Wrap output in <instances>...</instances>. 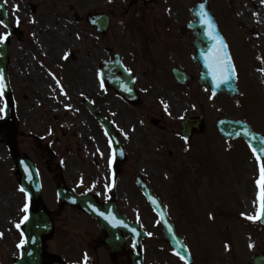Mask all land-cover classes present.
I'll return each instance as SVG.
<instances>
[{
  "label": "rangeland",
  "instance_id": "rangeland-1",
  "mask_svg": "<svg viewBox=\"0 0 264 264\" xmlns=\"http://www.w3.org/2000/svg\"><path fill=\"white\" fill-rule=\"evenodd\" d=\"M3 1L8 20L18 29L20 37L8 35L4 40L10 43L13 98L9 103L14 102L17 135L12 141L9 129L1 126L0 112V264H14L21 248L18 245L23 240L22 223L19 228L16 225L25 216L23 209L27 202L17 187L19 175L14 150L29 157L42 176L46 189L40 204L54 213L60 210L53 239L46 243L48 257L52 258L53 252L65 261H79L87 251L96 257V264H111L101 242L98 244L100 232L94 221L79 211L58 209L60 205L54 201L52 192V187L57 186V176L53 178L46 171L48 155L43 151L49 142L56 153L54 162L62 164V181L67 186L100 198L114 195L121 205L125 201L131 203L132 216L151 233L145 242L150 255L164 243L163 234L133 187L132 182L139 175L168 204L175 221L183 225L178 233L184 236L181 230L186 231L191 248L216 251L225 245L247 248L254 244V233L246 231L252 224L241 221L243 215L245 218L257 215L258 186L250 177L257 175V163L252 161L253 153L244 141H225L217 131L216 122L224 116L246 117L255 128L264 127L261 124L264 123V84L250 70L264 68V58L254 60L251 47L254 38L264 36V16L253 18L251 14L254 8L264 14L262 0L254 3L209 0L222 25L219 28L238 75L237 85L242 95L234 100L224 96L213 98L197 82L189 90L171 83L173 65L187 67L194 73L190 61L194 52L189 39L182 44L186 53L179 52L175 57L173 51H168L162 42L165 35L162 22L170 21L176 36L177 26L192 19L190 7L202 0H152L147 5L140 0ZM30 3L35 6L33 13L27 8ZM101 13L110 17V30L105 35L97 33L87 21L89 15ZM74 14L80 20H75ZM239 22L259 28L249 32L248 28L241 29ZM5 33L8 31L0 24V37ZM107 48L119 53L136 77L142 94L137 108L128 106L99 82V64L109 59ZM259 55L264 57V50L260 49ZM158 59L164 60L167 70H162ZM57 79L60 84L56 83ZM84 100L93 102L101 115L113 118L126 149V161L113 185L109 181L113 159L109 141L101 136L99 126L83 106ZM4 104L0 97V108ZM253 109L258 113L250 111ZM200 116L205 123L203 135L194 134L189 141L185 140L181 121ZM154 119L159 121L157 127L152 123ZM54 135L61 139L62 146ZM34 136L43 140L38 143ZM227 202L229 209L224 207L209 213L211 206L215 209L217 204ZM254 231L259 245L255 251L264 250V233Z\"/></svg>",
  "mask_w": 264,
  "mask_h": 264
},
{
  "label": "water",
  "instance_id": "water-1",
  "mask_svg": "<svg viewBox=\"0 0 264 264\" xmlns=\"http://www.w3.org/2000/svg\"><path fill=\"white\" fill-rule=\"evenodd\" d=\"M201 12H204L200 8ZM207 18L212 21V18L207 14ZM204 20V17H202ZM97 22H101L98 24V28L102 32H106L108 29V23L109 20L107 17H96L95 18V24ZM195 27V26H194ZM197 29L201 31V34L199 35V39L201 40L200 44L195 43L196 48L198 49V52H200V55H198L199 62H201L204 58L203 53H211L213 52V46L214 42L211 39H208L204 35V29L205 24H202L201 26L197 25ZM214 29V28H213ZM216 33L217 30L214 29ZM218 43V42H217ZM7 48L8 46L5 45L0 48V74H2L5 78V83L7 85L6 89H8V79H7V62H8V54H7ZM201 56V57H200ZM116 61L112 63H106L105 68L103 70V73L105 74V79L108 80V84H110L112 87H114L117 91L122 93L125 97L128 98V100H131L135 95L134 90V82L129 77V75L124 71L120 59L118 57H115ZM205 72H203L202 77L200 78V82L203 84L209 85L213 93H228L231 95L236 94V86H235V75L234 77L228 82V83H222L219 87H217V81L218 76L216 79H214L212 71H210L208 65H204ZM176 79L182 83L184 79L183 74L176 73ZM127 95H125V94ZM135 98L133 99V101ZM8 121V119H6ZM190 121L184 123V134L186 136L190 135V130L188 129ZM219 127L221 132L226 135L228 138H235V137H244L246 140L250 142V144L257 149L258 151L263 148L264 142L262 138L253 133L250 127L244 123V122H232V121H222L219 123ZM19 167L20 170L23 172V178H22V185L26 189L27 192H29L31 195H33V198L36 200L40 195V187H39V180L37 177V174L34 170V167L32 163H30L28 160H19ZM71 194H66L63 196L64 199L69 200L72 199ZM73 204H81L85 209L86 207V200H83L84 198H79L77 196H74L73 198ZM72 203V202H71ZM108 225L105 223L103 219H101V227L107 228L109 232V240H107V245L110 247L111 251L114 253L118 249H115V245L113 242L114 237V230L107 227ZM134 229H137L136 226L133 225ZM51 229V223L49 217L42 212H39L38 214H32L31 220L26 224V233L28 235V249L23 251L21 259H19L16 264H44L43 262V244L42 240L44 235H47L50 232ZM175 234V232H170L169 229L166 226L165 235L167 238V241L171 244L173 243L172 236ZM143 236V235H142ZM140 241V240H139ZM137 249H139V246H137ZM134 264H142V257H134Z\"/></svg>",
  "mask_w": 264,
  "mask_h": 264
},
{
  "label": "snow or ice",
  "instance_id": "snow-or-ice-1",
  "mask_svg": "<svg viewBox=\"0 0 264 264\" xmlns=\"http://www.w3.org/2000/svg\"><path fill=\"white\" fill-rule=\"evenodd\" d=\"M262 2H264V0H262ZM201 9H203V5H201ZM202 17H204L203 22L208 28V33H207L208 38L214 42L213 54L206 57V63L208 64V67L212 71L214 79H216L217 76L219 77L217 81V87H219L220 84L222 83H228L234 77L236 70L230 58V54L227 51V46L224 42L223 37L214 31L212 22L210 19L207 18L206 12H202ZM3 23L4 22L0 20V24H3ZM8 35L9 34L5 33L2 37H0V42L7 40ZM261 71H264V69H262ZM56 83L60 84V81L57 79ZM6 87L7 85L5 83V78L2 74H0V97L4 95V91ZM61 91L63 92L62 85H61ZM5 110L6 108H0V112H4ZM165 110H167L166 104H165ZM253 152L257 154V159L261 160V153H264V148H261L259 151L253 148ZM257 185L260 189L258 193L259 210L256 216L247 217L250 220H257V219L264 220V161H261V164H260V178L257 180ZM21 191H24V189L22 188ZM23 211L26 213V215L22 218L20 223H17L16 225L17 228L20 227L21 223L29 219V216L27 215L29 211L28 204H25ZM100 215L103 216L104 213L101 212ZM111 219L115 220L114 217H112ZM0 235H2V233H0ZM149 235H151V233H149ZM24 243L25 241L21 240L20 245L18 246L22 247ZM176 254L178 256L180 255L179 253H176ZM87 259H88L87 254L85 253V257H84L82 264H87ZM180 259L186 261V258L184 256H180Z\"/></svg>",
  "mask_w": 264,
  "mask_h": 264
},
{
  "label": "flooded vegetation",
  "instance_id": "flooded-vegetation-1",
  "mask_svg": "<svg viewBox=\"0 0 264 264\" xmlns=\"http://www.w3.org/2000/svg\"><path fill=\"white\" fill-rule=\"evenodd\" d=\"M166 65H164L163 67H165ZM109 200H111L109 198ZM108 200V201H109ZM113 201H115V199H113ZM103 203V202H102ZM120 213L121 214H128L129 211L127 209L123 210L120 209ZM259 253H263V252H258L254 255H258ZM133 255V250H132V246H131V240L129 238H126V249L124 252L118 254L117 256H115V259L117 260L116 263L117 264H131V257ZM233 255V251L228 249L226 251V253H219L218 256H214L212 257V254L210 253H202L198 256L194 255V259H195V263L196 264H209L210 262H217V264H251V258L254 256H248V254L244 251L242 253V255H240V262L235 261L236 259H233L232 257ZM161 256V258L163 260H166L167 255L166 253L163 254H157V257ZM159 264H166L165 262H160Z\"/></svg>",
  "mask_w": 264,
  "mask_h": 264
},
{
  "label": "bare ground",
  "instance_id": "bare-ground-1",
  "mask_svg": "<svg viewBox=\"0 0 264 264\" xmlns=\"http://www.w3.org/2000/svg\"><path fill=\"white\" fill-rule=\"evenodd\" d=\"M252 16H253V18H260V16H264V14L262 12H258L257 13L256 10H255V11L252 12ZM239 27H241V28H248V31L249 32H253V29L254 28H259V25L243 24L241 22V23H239ZM259 33L260 34L262 33L261 30H259ZM253 41H254L253 42L254 43V50H258V49L264 50V36H260L258 38H254ZM256 56H258V53H257ZM257 74H258V72H257ZM259 80L261 82H264V80H263L262 77H260Z\"/></svg>",
  "mask_w": 264,
  "mask_h": 264
}]
</instances>
